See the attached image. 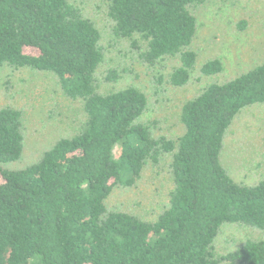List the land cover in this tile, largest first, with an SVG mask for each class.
I'll return each instance as SVG.
<instances>
[{
    "label": "trees",
    "instance_id": "trees-1",
    "mask_svg": "<svg viewBox=\"0 0 264 264\" xmlns=\"http://www.w3.org/2000/svg\"><path fill=\"white\" fill-rule=\"evenodd\" d=\"M103 1L116 36H138L133 43L143 42L140 57L151 65L177 57L169 81L190 83L198 61L193 8L206 0ZM104 59L100 30L71 0H0V66L52 72L86 115L75 135L14 169L25 148L23 115L0 108V264H264V238L226 254L215 246L226 225L264 231V174L240 182L222 162L239 114L264 106V63L187 99L174 139L142 120L148 98L139 88L101 91ZM223 69L219 58L200 68L215 77ZM118 78L110 68L105 81ZM164 161L172 189L157 219L109 207L115 188L134 186Z\"/></svg>",
    "mask_w": 264,
    "mask_h": 264
},
{
    "label": "rangeland",
    "instance_id": "rangeland-1",
    "mask_svg": "<svg viewBox=\"0 0 264 264\" xmlns=\"http://www.w3.org/2000/svg\"><path fill=\"white\" fill-rule=\"evenodd\" d=\"M71 2L101 32L105 56L97 71L101 91L110 93L128 86L143 91L148 107L142 120L157 134L176 139L184 130L180 113L187 99L214 79L223 80L264 63V0H206L193 8L198 31L192 47L198 61L190 83L181 87L169 81L180 65L179 59L167 57L154 65L142 60L143 42L138 47L133 43L138 36L134 39L114 34L105 1ZM241 21L246 22L243 28ZM213 58H219L224 66L217 77L200 70ZM110 68L118 71L117 81H105ZM6 106L20 109L23 115L25 148L22 158L10 165L14 169L36 161L59 138L75 135L86 119L83 102L67 97L55 74L7 64L0 66V108ZM222 162L240 182L252 184L264 174V106H253L239 114L228 133ZM167 164L150 165L134 186L115 188L107 199L109 207L148 221L157 219L172 189ZM247 238H264V231L226 225L215 241L216 251L226 254Z\"/></svg>",
    "mask_w": 264,
    "mask_h": 264
}]
</instances>
